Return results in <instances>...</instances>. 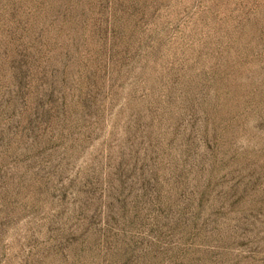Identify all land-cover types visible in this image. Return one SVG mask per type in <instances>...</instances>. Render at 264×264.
Wrapping results in <instances>:
<instances>
[{
  "label": "rangeland",
  "instance_id": "1",
  "mask_svg": "<svg viewBox=\"0 0 264 264\" xmlns=\"http://www.w3.org/2000/svg\"><path fill=\"white\" fill-rule=\"evenodd\" d=\"M0 264H264V0H0Z\"/></svg>",
  "mask_w": 264,
  "mask_h": 264
}]
</instances>
